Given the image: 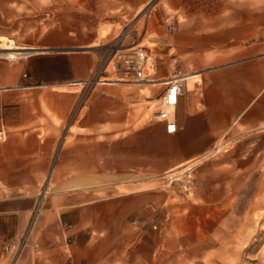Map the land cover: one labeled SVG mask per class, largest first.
<instances>
[{"label": "crops", "instance_id": "0c3cea01", "mask_svg": "<svg viewBox=\"0 0 264 264\" xmlns=\"http://www.w3.org/2000/svg\"><path fill=\"white\" fill-rule=\"evenodd\" d=\"M206 1L167 0L171 12L157 27L171 21L163 41L170 60L198 73H185L174 133L146 121L133 87L99 81L88 91L64 90L92 76L96 34L69 48L60 26L40 47L20 45L40 52L0 58V264H184L192 257L183 243L194 241L205 212L236 200L244 173L264 160V53L253 43L226 47L234 38L221 35L242 21L234 10L228 24L221 0ZM222 140L234 146L218 165L192 173ZM180 167L182 176L172 178ZM179 181L183 189L173 185ZM28 226L31 249L14 262L4 246Z\"/></svg>", "mask_w": 264, "mask_h": 264}, {"label": "rangeland", "instance_id": "374dc122", "mask_svg": "<svg viewBox=\"0 0 264 264\" xmlns=\"http://www.w3.org/2000/svg\"><path fill=\"white\" fill-rule=\"evenodd\" d=\"M150 3L151 6L144 10ZM204 4L214 6L217 3L210 0ZM219 5L227 16L228 24L234 10L237 11L236 21H242V26L235 32L221 35L223 38H234L227 40L226 47L253 43L260 45V51L264 53V0H221ZM164 11L171 12L167 0H0V35L13 39L19 45L40 47V39L49 30L61 26L67 30L70 48L75 46L77 39L96 34L100 37V61L105 58L116 35L129 23L136 22L134 28L142 36L140 44L151 51L156 62L152 77L156 78L160 72L167 76L173 73L198 74L181 71L170 60L173 53L167 51L163 41L172 29L168 30L167 24L172 27V23L164 20L161 30L157 29ZM103 32L106 34L101 37L100 33ZM165 51L168 52L166 56L162 54ZM117 76L112 62L100 80L114 81ZM200 78V75L195 77L190 91L200 83ZM122 84L139 92L147 107L146 121L158 122L152 114L159 109V95L163 86ZM64 90L78 91L79 88L64 87ZM233 146L230 143L225 145L222 140L217 145L218 151H211L206 158L197 162L191 169L192 173L212 161L217 166L219 156ZM182 168L170 172V176H182ZM242 182V191L236 200L232 198L231 204L206 211L205 225L198 226L194 241L183 243L184 249L188 250V247L192 250V257L187 258L184 264H264V160L260 159L253 169L244 173ZM173 185L183 189L181 181ZM29 228L16 242L9 243L14 245L10 251L4 248L14 262L20 253L31 249Z\"/></svg>", "mask_w": 264, "mask_h": 264}, {"label": "built area", "instance_id": "2783aa9c", "mask_svg": "<svg viewBox=\"0 0 264 264\" xmlns=\"http://www.w3.org/2000/svg\"><path fill=\"white\" fill-rule=\"evenodd\" d=\"M135 23H129L116 35L105 58L98 62L90 78L70 80L67 87H77L79 90L88 91L96 82L102 81L100 77L113 62L114 73L118 74L117 79L114 81L137 86L155 84L163 86L159 95V109L152 114V117L156 121L164 123L167 133H174L176 123L172 109L178 103L179 98L188 91L186 79L180 73H173L163 79L152 77L156 62L153 55H151V51L140 44L142 36L134 28ZM167 27L168 30L172 28L170 24H167ZM145 31L146 28L144 33ZM25 57L27 56L14 54V52L0 54V58L7 62H15ZM23 76H26V74L23 73ZM3 140H5V134L0 130V141ZM151 227L156 230L157 224H153ZM13 247V244H8L4 248L5 251H10Z\"/></svg>", "mask_w": 264, "mask_h": 264}, {"label": "bare ground", "instance_id": "6f19581e", "mask_svg": "<svg viewBox=\"0 0 264 264\" xmlns=\"http://www.w3.org/2000/svg\"><path fill=\"white\" fill-rule=\"evenodd\" d=\"M149 6H150V4H149ZM149 6H148V8H149ZM148 8H146V9H148ZM10 52H14V54H21L24 56H28L33 52H40V49H37V48L33 49V48H28L25 46L17 45L13 39L8 38V37L3 36V35H0V54L1 53L8 54ZM183 75H184V77L186 79V83H187L189 80V76L186 74H183ZM153 114H154V112H153Z\"/></svg>", "mask_w": 264, "mask_h": 264}]
</instances>
